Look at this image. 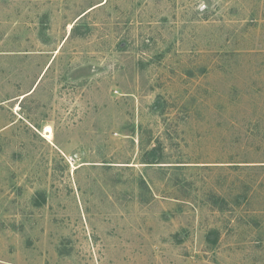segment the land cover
<instances>
[{"label": "rangeland", "instance_id": "374dc122", "mask_svg": "<svg viewBox=\"0 0 264 264\" xmlns=\"http://www.w3.org/2000/svg\"><path fill=\"white\" fill-rule=\"evenodd\" d=\"M0 264H264V0H0Z\"/></svg>", "mask_w": 264, "mask_h": 264}, {"label": "trees", "instance_id": "16d2710c", "mask_svg": "<svg viewBox=\"0 0 264 264\" xmlns=\"http://www.w3.org/2000/svg\"><path fill=\"white\" fill-rule=\"evenodd\" d=\"M80 18H82V17H80ZM74 26L75 25L72 26V29L74 28ZM159 160L160 159H159V156H158L156 149L151 148V149L144 152L141 164H144L147 167H150L152 165L158 164ZM221 201L224 202L223 199ZM212 232H215V231H212Z\"/></svg>", "mask_w": 264, "mask_h": 264}, {"label": "bare ground", "instance_id": "6f19581e", "mask_svg": "<svg viewBox=\"0 0 264 264\" xmlns=\"http://www.w3.org/2000/svg\"><path fill=\"white\" fill-rule=\"evenodd\" d=\"M70 27V26H69ZM47 133H51V130L50 129H47L46 130ZM50 137V136H49Z\"/></svg>", "mask_w": 264, "mask_h": 264}]
</instances>
